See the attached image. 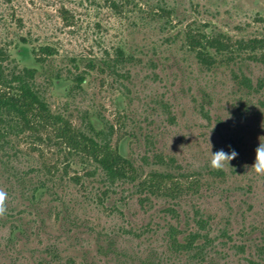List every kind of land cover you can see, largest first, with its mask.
<instances>
[{"label": "rangeland", "instance_id": "1", "mask_svg": "<svg viewBox=\"0 0 264 264\" xmlns=\"http://www.w3.org/2000/svg\"><path fill=\"white\" fill-rule=\"evenodd\" d=\"M112 1L0 0L4 66L35 68L73 126L112 127L138 170L110 183L50 130L0 137V264H264V0ZM154 170L164 190L140 186Z\"/></svg>", "mask_w": 264, "mask_h": 264}, {"label": "trees", "instance_id": "2", "mask_svg": "<svg viewBox=\"0 0 264 264\" xmlns=\"http://www.w3.org/2000/svg\"><path fill=\"white\" fill-rule=\"evenodd\" d=\"M112 4L115 5L114 0ZM23 40L25 41L24 38ZM39 48L40 54L37 53L39 55L37 58L42 62L55 53L50 45H42ZM210 49L206 43H202L201 48H198L199 58L204 61L210 60L212 57ZM214 49L216 53L221 54L227 48L219 46ZM130 58L122 47H117L115 57L108 55L104 61L112 72L118 73L119 65H125ZM8 60L13 61L10 54L1 49L0 137L5 139L6 134L19 135L28 131L39 137L41 131L50 130L60 143L66 146L70 155H79L91 160L96 165V170L100 169L104 172L108 182L137 179L135 175L138 170L134 163L111 145L112 127L98 128L92 122H88L85 131L73 126L62 114L52 112L45 96V88L36 81L37 70L29 67L20 68L16 65L7 68L8 66H4L3 62ZM60 77L61 73L58 72L56 78L60 79ZM84 79L82 74H76V87H80ZM173 177L169 172L154 170L139 184L151 192H158L164 190L167 180H173Z\"/></svg>", "mask_w": 264, "mask_h": 264}, {"label": "clouds", "instance_id": "3", "mask_svg": "<svg viewBox=\"0 0 264 264\" xmlns=\"http://www.w3.org/2000/svg\"><path fill=\"white\" fill-rule=\"evenodd\" d=\"M254 159L251 164V169L257 175H264V141H260V143L254 149ZM237 153L235 150H230L229 152H225L224 150H218L216 152H211V159L209 166L212 169L222 170L225 163L229 164V161L236 157ZM5 197V193L0 192V214L4 212L3 200Z\"/></svg>", "mask_w": 264, "mask_h": 264}]
</instances>
